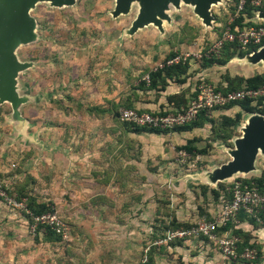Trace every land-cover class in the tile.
Masks as SVG:
<instances>
[{"label": "rangeland", "instance_id": "rangeland-1", "mask_svg": "<svg viewBox=\"0 0 264 264\" xmlns=\"http://www.w3.org/2000/svg\"><path fill=\"white\" fill-rule=\"evenodd\" d=\"M115 3L76 0L57 8L38 2L30 10L36 39L15 51L20 62L30 64L17 77L21 103L16 111L0 104V183L18 203L14 207L0 199V264H186L189 253L181 249L190 243L198 252L201 241L167 243L166 232L214 216L220 186L264 175L259 154L254 172L209 182L214 170L231 160L248 119L264 114L243 113L227 143L214 141L218 132L206 125L193 137L205 154L195 157L177 150L186 137L171 131L134 133L119 116L126 108L174 111L165 92L143 85L170 54H176L173 62H188L186 83L177 87L190 101L203 82L225 88L227 78L264 76V61L253 63L251 54H239L255 46L253 35L263 34L259 45L264 42L259 18L264 0H251V15L244 14L235 28L245 31L248 42L236 39V48H225V34L238 16L236 0L211 6V26L182 3L169 6L170 20H163L162 30L148 25L134 34L129 29L138 3L114 18ZM210 55L226 64L201 69V57ZM238 112H215L214 127L221 115L234 118ZM31 201L50 208L65 236L37 233L26 208ZM248 231L262 247L258 264H264V228ZM202 246L207 253L218 252L212 243Z\"/></svg>", "mask_w": 264, "mask_h": 264}, {"label": "water", "instance_id": "water-1", "mask_svg": "<svg viewBox=\"0 0 264 264\" xmlns=\"http://www.w3.org/2000/svg\"><path fill=\"white\" fill-rule=\"evenodd\" d=\"M221 0H116L112 12L114 18L126 15L133 2L139 5V13L131 24L130 34L148 25L162 30L163 20L169 21V6L179 8L183 3L193 8L194 14L205 26H211L213 16L211 6ZM38 2L50 3L53 7H66L75 4L76 0H0V104L9 103L16 111L21 103L16 87L20 72L30 67L20 62L15 51L18 47L35 41L36 22L30 10ZM259 18L264 19V11ZM249 59L253 63L264 61V45L253 52ZM264 157V117L252 115L242 128V136L234 141V149L230 151L231 160L214 170L209 176L212 184L223 183L237 174H250L255 171L254 163L258 155Z\"/></svg>", "mask_w": 264, "mask_h": 264}, {"label": "built area", "instance_id": "built-area-1", "mask_svg": "<svg viewBox=\"0 0 264 264\" xmlns=\"http://www.w3.org/2000/svg\"><path fill=\"white\" fill-rule=\"evenodd\" d=\"M245 0H239L237 10L242 11ZM260 38L255 39L253 35L254 45H259ZM246 44L248 38L245 37V31L236 29V33H232L229 29L225 34V40L234 42L235 40ZM182 60V59H181ZM168 62V64L178 63ZM196 97L192 98L186 107L180 110L168 113L165 115L150 113H139L136 110H121L120 120L122 122L132 123L135 126L158 129H172L174 127L184 126L194 121L201 111L207 113L217 111L225 105L241 101L244 99L256 100L264 96V86L256 89H242L239 91L222 92L212 85L201 84L196 90ZM228 196V198H226ZM0 199L6 201L11 206L17 207L18 203L4 190L0 183ZM240 212H244L248 217H256L264 214V181L261 184L251 181L244 183L242 181H234L227 189L226 193L222 194L218 212L210 218V220H198L194 224L185 229L169 230L165 234V242H185L190 240L207 239L208 243H212L224 260L229 263H238L241 261L253 263L257 260L258 252L256 248L245 247L239 251L241 240L235 236L230 229L222 234L218 233L219 229L226 227L228 224H233L235 228L243 226L238 220ZM35 224H48L57 233L64 234L65 228L62 222L52 214H46L34 218Z\"/></svg>", "mask_w": 264, "mask_h": 264}, {"label": "trees", "instance_id": "trees-1", "mask_svg": "<svg viewBox=\"0 0 264 264\" xmlns=\"http://www.w3.org/2000/svg\"><path fill=\"white\" fill-rule=\"evenodd\" d=\"M250 2L251 0H245V4L243 6L242 11L238 12L237 18L234 19L233 22L230 24V30L232 33H236L235 28H238L240 25H242L244 14L251 15ZM238 3H239V0H236V5H238ZM263 45H264V42L261 45L249 46L246 53L239 52V54L240 55L252 54L253 52L257 51L260 47H262ZM233 47L235 48L238 47V42H236V40L234 42H228L225 44V48H233ZM175 57H176V54H170L169 56L166 57L161 67H158L154 71L149 72L148 80L143 83L144 87L146 88L145 90L161 93L166 90V87L169 85V82L177 83V84L186 83V78L188 76V70H189L188 62L187 61L182 62V60H180L178 63L168 64V62L175 59ZM200 61H201V66H200L201 69L212 67V66H224L226 64V61H223V60L221 61L219 59H216L215 56L213 55H210L209 57L202 56ZM226 81L228 83L227 87L225 88L217 87L216 89L226 93V92H232V91H239L242 89L256 90L264 86V76H261V75L254 76L246 80H243V78H234V79L227 78ZM196 95L197 93L195 92V95L192 98H195ZM189 101H190L189 99L187 100L185 99L184 96H179V95L178 96L171 95L167 97L168 104L174 107L173 112L180 110L182 107H186ZM233 108H238L239 112L235 115L234 118L228 115H221L220 117L221 123L218 125V127L216 126L214 127V123L216 122L212 119V113L214 111L209 112V113H207L206 111H201L197 115V118L194 121L184 126L174 127L172 129H158V128H150L147 126L139 127V126H135L132 123H128V122H123V123L126 126H129L130 131L134 133L143 132V133H150V134H155V135L165 134L168 131L178 133V134L188 133V132H192L195 129H202L206 125H211V127L213 126L212 129L218 132V133H215L216 135H214L213 140L227 143L232 137V127L236 125V123L240 120V117L243 113L244 114H253V113L264 114V96L254 101L249 100V99H244L241 101L232 102V103L225 105L224 107L219 108L218 111H229ZM126 109L131 110L130 108H126ZM139 113L141 112L139 111ZM150 114L155 115V113H150ZM160 114L165 115V114H168V112L160 113ZM196 142H197L196 139L189 140L184 146L177 148V150L184 151L186 154L190 156H194V157L199 156V155H204L205 150L198 149L195 146ZM251 181L261 184L264 181V175L259 178H254L250 181L244 180L242 182L250 183ZM220 187L222 188V191L216 192V200L219 197H221V192L222 194L226 193L227 188H225L224 186H220ZM8 195L11 196L9 193ZM226 198H228V196H226ZM26 208L29 212L28 218L30 219L32 223H35L34 218L36 217L46 215V214H52V212L50 211V208L47 207L46 205L36 204L35 202H32V201L29 203L27 202ZM207 220H210V217H208ZM238 220L242 223L243 226L235 228L233 224H228L226 227L219 229L218 233L222 234L231 229L232 233L235 236H238L241 240V243L239 244V251H242L245 247L256 248L258 252V257L255 262L247 263V262L241 261L240 263L258 264L262 260V257H263L262 247L260 244L256 242L255 238L251 235V233L247 231L245 228L250 227L251 229H254V230L264 228V214L261 213L258 215V218H256V217H248L245 215L244 212H240V214L238 215ZM188 227H179L177 229H185ZM36 228H37V233L41 229L42 230L44 229L45 235L48 238H51V236H55L57 237V239L60 238L59 235H56V231L46 223L37 224ZM204 240L208 243L206 238Z\"/></svg>", "mask_w": 264, "mask_h": 264}, {"label": "crops", "instance_id": "crops-1", "mask_svg": "<svg viewBox=\"0 0 264 264\" xmlns=\"http://www.w3.org/2000/svg\"><path fill=\"white\" fill-rule=\"evenodd\" d=\"M177 85L182 87V86L185 85V83L184 84H177V83L169 82V85L166 87L167 92H166V90L164 91L165 94L168 95V96H171V95L183 96V95L180 94L181 90H180L179 87H177ZM169 89H171V91ZM164 92H162V93H164ZM217 111H214L212 113V116ZM198 130H201V129H195L192 132L181 133V134H178V135H181V136H179L180 138L181 137H186L187 140H191V139H193V137L196 136V133L198 134V132H197ZM245 229L248 231L249 227H246ZM191 241L192 240H190L189 242H191ZM197 241H201L202 245L209 244L204 239L203 240L199 239ZM191 243L194 244V242H191ZM202 245L199 246L200 249H199L198 252L192 250V249H194V246H192L190 243H188V244L186 243L184 250L179 248V249H181V251H183L184 254L186 252L189 253V255H187V257H185V261H186L185 263L186 264H231L228 261L224 260V258L221 256V254L219 252H217L216 250H215V252L213 251V252L207 253V251L204 250V247ZM189 246H191V248L189 250H187L186 247H189ZM234 264H237V263H234ZM241 264H243V263H241Z\"/></svg>", "mask_w": 264, "mask_h": 264}]
</instances>
